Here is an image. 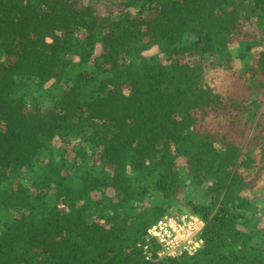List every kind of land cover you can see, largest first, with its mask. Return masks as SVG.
Segmentation results:
<instances>
[{"label": "trees", "instance_id": "1", "mask_svg": "<svg viewBox=\"0 0 264 264\" xmlns=\"http://www.w3.org/2000/svg\"><path fill=\"white\" fill-rule=\"evenodd\" d=\"M263 45L264 0H0V264H264Z\"/></svg>", "mask_w": 264, "mask_h": 264}, {"label": "built area", "instance_id": "2", "mask_svg": "<svg viewBox=\"0 0 264 264\" xmlns=\"http://www.w3.org/2000/svg\"><path fill=\"white\" fill-rule=\"evenodd\" d=\"M205 221L198 215L188 212L171 211L157 219L146 229L148 243L143 246L145 259H152L148 251L150 240L159 248L156 259L194 255L202 245V231Z\"/></svg>", "mask_w": 264, "mask_h": 264}, {"label": "rangeland", "instance_id": "3", "mask_svg": "<svg viewBox=\"0 0 264 264\" xmlns=\"http://www.w3.org/2000/svg\"><path fill=\"white\" fill-rule=\"evenodd\" d=\"M113 14H115L116 13V11H113L112 12ZM264 46V45H263ZM234 67H236V68H238L239 67V61L238 60H236L235 61V63H234ZM235 69V68H234ZM231 75L232 74H229V73H227V72H225L224 73V76H223V81H224V83L225 84H230L231 86H232V89L234 88V87H236L235 85L236 84H238V79H236V76H233V77H231ZM240 83V82H239ZM239 87H241V85H239ZM231 89V90H232ZM230 90V91H231ZM229 92V91H228ZM258 120V119H257ZM256 120V121H257ZM183 203V202H182ZM173 211H176V210H173Z\"/></svg>", "mask_w": 264, "mask_h": 264}]
</instances>
